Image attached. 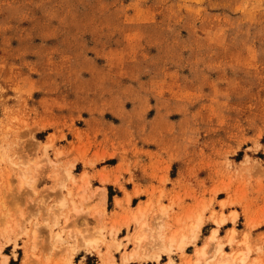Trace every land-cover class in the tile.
Segmentation results:
<instances>
[{"label":"rangeland","instance_id":"obj_1","mask_svg":"<svg viewBox=\"0 0 264 264\" xmlns=\"http://www.w3.org/2000/svg\"><path fill=\"white\" fill-rule=\"evenodd\" d=\"M218 244L264 264V0H0V264Z\"/></svg>","mask_w":264,"mask_h":264},{"label":"bare ground","instance_id":"obj_2","mask_svg":"<svg viewBox=\"0 0 264 264\" xmlns=\"http://www.w3.org/2000/svg\"><path fill=\"white\" fill-rule=\"evenodd\" d=\"M83 177H85V176H83ZM233 216H234L233 217V219H234L236 217V214L234 213ZM137 221H139V219ZM223 222H224V219L220 220L219 222H217V227L214 228L213 230H211L210 234L207 237L208 238L207 244L211 243L213 240L217 239V234H218V231H219V227H220V225ZM144 226L145 225H141L140 229H138L136 227L138 230H137V232L135 234L134 241H135V245L137 247L140 245L141 240L146 236V233H145V230H144ZM201 226H202V219H201V217H197L195 219V221L191 225V228H190L191 236H190L189 240L187 239L186 235H180L177 238L176 234H173V235H170V236L167 237L168 239H167L166 245H162L161 247H159V246L158 247L161 248L163 250V252H166L167 254H169L172 251L173 247H175L176 250H179V251L182 252L185 249V247L188 246L189 243H191V244L195 243V241L197 239V235H198V233H199V231L201 229ZM133 233H135V232H133ZM232 233L234 234V230H232ZM132 237L134 238V236H132ZM99 241H103V238L102 237H96L93 240H90L89 242L84 243V245L85 246H91L93 244H96ZM231 241H232V235L227 239V242H231ZM206 245H203V246H201V247L196 249V256H198L197 261H195L196 264H198L200 261H202V259L206 256V249H205ZM136 251H137V248L134 249L131 252V254H134ZM216 252L218 253V254L216 253L217 254L216 256H218V257L215 258L216 261H214V263L212 262V264H239L237 262L238 258L235 255H230V254H226L225 256L223 255L222 246L220 244H218ZM128 257H130V256L128 255ZM128 257L125 256L123 261H127ZM157 257L158 258L156 260H158L161 257V254L159 253ZM213 259H214V256L213 257H209V259L203 260L202 264H208L209 261L213 260ZM239 261H240V264L243 263L244 262V258L240 257ZM3 262L4 263L6 262V258H5V260ZM166 264H175V263L172 261V259H169Z\"/></svg>","mask_w":264,"mask_h":264},{"label":"crops","instance_id":"obj_3","mask_svg":"<svg viewBox=\"0 0 264 264\" xmlns=\"http://www.w3.org/2000/svg\"><path fill=\"white\" fill-rule=\"evenodd\" d=\"M154 264V263H153Z\"/></svg>","mask_w":264,"mask_h":264}]
</instances>
